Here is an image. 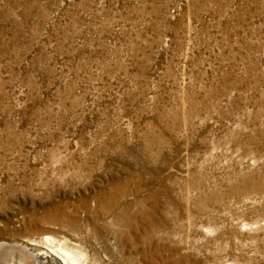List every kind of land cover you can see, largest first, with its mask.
<instances>
[{"label": "rangeland", "instance_id": "374dc122", "mask_svg": "<svg viewBox=\"0 0 264 264\" xmlns=\"http://www.w3.org/2000/svg\"><path fill=\"white\" fill-rule=\"evenodd\" d=\"M2 240L264 264V0H0Z\"/></svg>", "mask_w": 264, "mask_h": 264}, {"label": "water", "instance_id": "95a60500", "mask_svg": "<svg viewBox=\"0 0 264 264\" xmlns=\"http://www.w3.org/2000/svg\"><path fill=\"white\" fill-rule=\"evenodd\" d=\"M38 261L42 264H48L45 259H35L33 253L23 243L13 240L0 241V264H24L25 260Z\"/></svg>", "mask_w": 264, "mask_h": 264}, {"label": "bare ground", "instance_id": "6f19581e", "mask_svg": "<svg viewBox=\"0 0 264 264\" xmlns=\"http://www.w3.org/2000/svg\"><path fill=\"white\" fill-rule=\"evenodd\" d=\"M24 245H26L28 247V249L33 253L35 259H47L48 264H61V262L54 256H52L49 252H45L40 250L39 248H37L36 246L32 245V243L29 242H22ZM38 261V260H37ZM24 264H42L38 261V263L32 261V260H25Z\"/></svg>", "mask_w": 264, "mask_h": 264}]
</instances>
